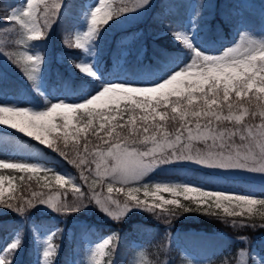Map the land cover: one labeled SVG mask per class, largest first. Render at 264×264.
Masks as SVG:
<instances>
[{
  "label": "trees",
  "instance_id": "trees-1",
  "mask_svg": "<svg viewBox=\"0 0 264 264\" xmlns=\"http://www.w3.org/2000/svg\"><path fill=\"white\" fill-rule=\"evenodd\" d=\"M20 0H0V30L6 36V41L15 37V41L5 44L6 48L16 49L19 45L16 37V26L19 23L9 19L11 10ZM60 0H56L57 2ZM195 1L193 19L196 26L197 40L203 46L218 48L227 41L234 40L235 28L243 26L248 32L257 36H264V3L261 0H214V7L210 9L205 6L207 0H156L149 16L137 26L119 27V20L123 14L114 18L106 24L111 25V42H107L102 36H95L97 51L96 64L101 79H110L119 75L133 77L138 72H143L146 66H150L154 71H165L172 64L188 54V48L179 38L174 37V33L184 28L191 16V7ZM62 2V1H61ZM86 0H64L70 3L71 11H56L53 23L43 31V38L39 40H29L28 45L33 46L42 52L44 60V70L42 72V82L45 89L52 94L66 93L71 96H83L93 86L100 83L101 79L82 73L78 67V61L82 56L80 48L75 47V28L82 22V13ZM46 1L43 3V5ZM115 11L122 7L130 9V4L126 0H116ZM42 6V5H40ZM102 29V28H101ZM100 29V30H101ZM99 30V31H100ZM138 33V34H137ZM18 36V34H17ZM114 45H120V50L114 53ZM127 47V53L122 54L121 49ZM63 53L65 61H58L55 56ZM122 58V60H121ZM17 61V60H16ZM17 63L20 65L19 61ZM17 64V65H18ZM72 69L70 71L69 69ZM251 104L245 98L240 107L249 108V112H259V105H264V95L257 99V94L250 93ZM0 96L22 98L28 96L35 102L42 104L44 99L40 90H35L26 76L7 74L0 77ZM235 103L234 94L230 97ZM124 109L123 124L130 115L131 105ZM167 113L171 114L168 108ZM80 122L88 121L85 110L77 113ZM223 114H227V108L223 109ZM233 114L238 115V108L233 109ZM258 122H262L259 115L251 116L245 114L240 125L235 122H222L220 129L253 127ZM150 123H163L170 137H175L180 128L179 118L175 121L168 119L160 122L159 118ZM201 123H205L201 120ZM116 121L106 124L105 128L113 129ZM194 127V122L192 124ZM215 126V122H214ZM133 127L139 128L140 121L135 125L114 128L113 135L119 133L120 137H129ZM94 126L92 131L80 133L76 140H67V146L62 138L56 139L55 146L50 148L27 135H21L14 131L0 130V137L3 147L10 151L25 153L38 159V161L48 168H67L79 175L80 178L91 179L92 174L84 165L79 164L81 158L93 159L99 149L105 145L104 139H109L104 130H99ZM152 130L150 129V132ZM96 132L97 134H93ZM186 133V132H185ZM138 139H142L144 133L134 134ZM238 136V134L236 135ZM104 137V139H100ZM123 142V141H121ZM212 142V141H210ZM112 141L109 139V144ZM129 143L131 141L129 140ZM199 143H202L199 141ZM146 149V144H135ZM87 146V151H85ZM62 150L66 155H61ZM75 161V162H71ZM165 164L164 162H162ZM179 165V166H177ZM170 167H160L157 172L167 169L176 178L188 177L203 181L208 184L232 187L240 191H254L264 195V182L239 175H219L202 169L197 166L171 164ZM168 172V171H167ZM0 174L14 176L18 180V186L12 196L0 199V248L3 246L6 235L17 229L19 246L15 249L5 250L2 259H7L10 264H35L36 245L34 238L35 223L48 226H58L54 232V245L56 249L49 264H74V251L78 245H82V233L84 224L82 222L73 223L71 218L84 216L87 208L83 207L88 202L87 195L83 191L88 190V185L79 192L76 189L45 186L40 177L34 172H26L19 169H0ZM59 190L65 193L66 203L73 209L83 202L79 211L71 214H64L58 217L56 211L52 213H41L40 199L48 192ZM35 193V195H34ZM83 193V195H81ZM119 197L126 201L128 198L119 194ZM31 201V204L28 202ZM11 204L12 207H8ZM23 207V212H17L16 208ZM130 208L127 213L113 218L106 219L101 226L103 233L114 232V237L109 244V252L99 264H130L133 254V241L137 240L145 246L148 264H182V247L209 258V264H238L243 251L256 248L264 255V215L252 216H229L221 213L204 212L191 200H186L184 205L170 206L167 212L162 208L148 210ZM187 209V211L185 210ZM65 213V212H63ZM93 213L89 216L91 219ZM107 223L108 225H105ZM109 223L113 226L110 227ZM72 229V234L66 230ZM176 236V239H175ZM79 247V246H78ZM82 250L84 248L81 247ZM251 258L249 256V262Z\"/></svg>",
  "mask_w": 264,
  "mask_h": 264
},
{
  "label": "snow or ice",
  "instance_id": "snow-or-ice-1",
  "mask_svg": "<svg viewBox=\"0 0 264 264\" xmlns=\"http://www.w3.org/2000/svg\"><path fill=\"white\" fill-rule=\"evenodd\" d=\"M26 5V8L18 13L13 11L9 19L19 22L22 27L27 28L30 25L29 30L32 35L27 37L29 40L42 39L43 31L37 26L38 9L34 6V0H26ZM58 10L59 8L57 7L56 11ZM127 11H130V9L125 6L114 12L105 0H99V6L91 11L90 19L88 20L89 26L87 31L83 33V39L77 36L75 47L84 49L88 42L95 38L102 25L108 24L114 18V15L118 16ZM48 13L49 9L45 7V24H48ZM174 35L181 38L183 43L191 48V42L187 36H181L179 33H174ZM244 40L245 35L242 34L241 41L243 42ZM27 60L33 62L31 69L26 70L27 78L34 80L40 70L42 59L39 56L28 55ZM198 61L201 62L198 63ZM78 67L92 75L90 68L87 66L78 65ZM191 69L196 70L192 71ZM250 93L257 94L258 100L261 98L259 94H264V42L253 40H249L242 48L237 46L236 48L226 49L220 56L202 55L199 51H195L191 63L155 86H107L86 102L78 105L58 102L43 111L0 105V125H8L13 129H18L21 133L34 137L35 140L50 148L55 146L56 141L49 137L56 134V139H59V133L63 129L64 143L67 146L68 129L72 125L74 115L79 113L80 110H85V114L89 118L87 125L83 128H77L76 133L73 135L79 132H86L92 125L93 119L99 117L102 121L99 124V128L105 131L112 143L109 144V139L100 137V139H104L105 144H109L107 151H97L91 162L81 158L79 164H95L97 173L103 167L104 171L109 173L113 179L119 178L123 182L141 180L154 165L165 160L168 162L188 160L212 168L241 169L264 173V105H259L261 110L258 113L249 112L247 107H240L243 105L245 98L251 104ZM233 94L236 98L235 103L230 99ZM121 102H126L125 107L131 105L130 112L142 110L143 113L139 116L140 127H133L129 137H120L119 133L113 135L114 128L135 125L137 122L135 116L129 115L123 124L120 123V120H124V109L121 108ZM225 106L227 108L226 115L223 114ZM161 107L165 111H158V108ZM169 107L171 109L170 115L167 113ZM234 108H238L240 114L234 115ZM245 114L251 116L259 115L261 118L262 122L256 126L257 131L255 133L252 128L242 127L230 130L225 127L222 130L220 129L219 125L224 121H234L235 124L240 125L244 120ZM117 116L120 117V120H117ZM157 116L160 122H164L166 117L175 121L178 116L180 128L177 130L174 139L170 137L163 123H150V117L151 120L155 121ZM58 118L62 120V123H57ZM201 120H204L205 123L202 124ZM113 121H116L113 129L105 128L106 124H112ZM193 122L194 127L192 126ZM150 129L152 130L151 132ZM141 131L145 135H143L142 139H138L134 134ZM185 132L189 141L203 140L206 144L208 141H212L210 150L206 154L197 153L195 155L190 150H179L177 145L181 148L184 147L182 136ZM238 133L241 142L249 141L250 144L248 148L243 150V154H241L239 148H236L235 154H233L235 145L233 137ZM93 134L97 133L94 132ZM129 140L131 143H129ZM138 142L144 144L150 142L153 147L138 150L132 146ZM256 146L259 147V152L254 151ZM225 148L229 150L228 154H225ZM168 149H171V151H168ZM211 149H216V151ZM56 150L60 151L62 156L66 155L58 147ZM85 151H87V146H85ZM0 169H20L26 172L41 170L37 165L7 162H0ZM44 170L48 171L47 169ZM54 179L56 184L60 186L70 183V180L61 174H55ZM5 180V177L0 176V198L3 197ZM74 187H76L77 192L80 191L78 186ZM155 188L156 192L152 195L157 200L163 201V204H177L178 201L175 199L164 200L163 197L156 195L157 193L161 191L176 193L179 188H182L185 198L202 201L213 199L217 208L222 206V202L232 204L234 201L236 208L247 206V211L251 212L253 205L257 203L264 205V199L257 200L245 195L203 190L195 186L156 184ZM107 190L109 193L113 192L111 183H109ZM137 191L139 189H129L131 200L136 202L135 207L141 208L142 205L147 207L146 202L140 201L136 195L132 194ZM189 193H198V196L191 197L188 196ZM147 195L148 193L145 192V196ZM110 202L112 204L117 203L115 200ZM28 203L31 204V201ZM40 203L59 211L70 207L61 203L55 197H49L47 200L41 197ZM95 203L100 206L103 212L111 215L109 207L105 206L108 201H101L97 198ZM82 206L83 202L81 201V204L72 210L79 211ZM8 207H12V205L9 204ZM161 207V204H154L148 207V210L152 211ZM125 208H127V205H125ZM24 210L23 207L16 208L17 212H23ZM162 210L167 212V209ZM185 210L187 211V209ZM223 210L229 216L242 214L235 210L230 211L228 207H224ZM108 243V240L104 241L105 245ZM18 246L19 241L14 242L10 245V249H15ZM55 249L56 246L48 242V247L43 253L44 259L47 260L53 256ZM0 264H10V261L0 259Z\"/></svg>",
  "mask_w": 264,
  "mask_h": 264
},
{
  "label": "rangeland",
  "instance_id": "rangeland-1",
  "mask_svg": "<svg viewBox=\"0 0 264 264\" xmlns=\"http://www.w3.org/2000/svg\"><path fill=\"white\" fill-rule=\"evenodd\" d=\"M46 1V3L43 5V3ZM62 1V2H61ZM115 1L116 0H105V2L110 6V9L115 12ZM127 3H129L130 11H127L126 16L125 14L122 15L120 18L118 24L119 27H129V26H137L143 20H145L153 6L156 0H126ZM262 3H264V0ZM42 5V6H40ZM60 10L63 11H71L72 6L70 3L65 4L64 0H60L56 4V0H34V6L38 9V16H37V26H39L42 31L46 27H50L51 23H53V17L55 14V8L58 6ZM26 0H20L19 3L11 10L10 15L13 11L19 12L26 8ZM99 6V0H86L85 2V8L83 9L82 13V22L79 26L75 28V41L77 36H79L81 39H83V33L87 31L88 29V20L90 19L91 11ZM195 6V1H193L192 7H191V15L192 18H190L185 25V27L182 30L176 31L175 33H179L181 36L185 35L189 38L191 42V48H189V53L184 58H181L174 62V64L167 70L161 72V71H154L153 68H150V66H147L146 70L143 72H138L137 75L134 77H127L125 75H120L111 79H102L99 84L93 86L90 90H88L83 96H71L66 93H59V94H52L48 89H45L44 83L42 82V72L44 70V56L42 55V52L38 50L37 48L28 45V36L32 35L30 32L29 27H22L20 24L19 26H16V39L19 43L18 47L16 49H9L5 47V44L10 43L12 40L15 41V37L13 39H9L6 41V36L3 35V33L0 30V77L6 76L7 74H16L18 76H26L27 78V71L30 70L32 67L33 62L27 60L28 55L33 56H39L42 59V63L40 65V70L36 74V78L32 81V86L35 90H40L43 94V101L42 104H39L34 101L33 98H30L28 96H24L22 98H16L14 96L9 97H2L0 96V105L2 106H11L15 108H21V109H29L32 111H43L50 108L52 105L58 103V102H64L70 105H78L80 103L86 102L89 98L95 96L100 91L103 90L104 87L107 86H113V85H124V86H140V87H146V86H155L159 83L165 81L166 79L170 78L171 75L176 73L177 71H180L181 69L185 68L186 65L191 63L192 57L195 54V51H199L202 55H208V56H220L224 53L226 49L229 48H236L237 46H240L241 48L245 46L249 40H253L256 42H264V36H257L254 33L248 32L244 29V27L241 25L235 29V38L234 40L224 42L222 44L221 48L219 49H213L211 47H203L201 44L196 40V28L195 23L193 21V10ZM209 6L210 9L214 7V0H207L206 5ZM47 7L49 9L48 13V24H45V16H44V8ZM212 7V8H211ZM129 9V8H128ZM135 9V10H131ZM17 22V21H16ZM110 22V21H109ZM19 23V22H18ZM101 30L98 32L97 35L102 36L107 42H111L112 33L111 29L113 28L111 25H102ZM138 34V33H137ZM242 34L245 35V40L241 41ZM175 38H178L177 35H174ZM181 41L182 39L179 38ZM183 43V41H182ZM184 44V43H183ZM185 45V44H184ZM187 46V45H186ZM120 45H114L113 51L118 52L120 50ZM127 47H123L121 49V52L125 54L127 52ZM82 57L77 62L78 65L87 66L90 68L92 77H100L97 64H96V57H97V51H96V44H95V38L88 42L86 47L84 49H81ZM55 58L58 61H65L63 53L56 54ZM19 61L20 65L17 63ZM201 61H198L200 63ZM18 64V65H17ZM70 71L73 72V70L70 68ZM192 71H195L196 69H191ZM83 74L89 75L88 73L82 71ZM264 95V94H263ZM174 99V98H173ZM126 102H121V108L122 105ZM170 108V107H169ZM168 110V109H167ZM158 111H165L163 107L158 108ZM125 112V111H124ZM115 114V113H114ZM142 110H136L135 112H130V115H133L137 118V121L139 120V116L142 115ZM77 115H74L72 125H70L68 132V140H76L79 138L80 133H86L89 131H92V128L94 126L98 127V131L102 130L99 128V124L102 123L99 117L93 119L92 125L88 128L86 132H79L78 134L73 135L76 133L77 128H83L87 125V121L80 122L77 119ZM151 118V117H150ZM156 118H159L158 116ZM120 119L119 116H117V120ZM113 121L112 123H114ZM57 123H62V120L59 118L57 119ZM261 122H258L256 125H252L253 132L255 133L257 131L256 126H258ZM0 129L7 130V131H14L21 135H26L25 133H21L18 129H13L8 125H0ZM60 138H63V129H61L59 133ZM34 138V137H31ZM52 140L56 141V134L49 137ZM174 139L173 137H171ZM35 139V138H34ZM233 140L235 142L233 154H235L236 148H239L241 151V154H243V150L245 148H248L250 146L249 141L241 142L239 140V133L238 136L233 137ZM202 143H199L197 140H191L189 141L187 134L184 133L182 136V144L184 145L183 148H181L179 145H177V148L181 151H191L193 155L200 153V154H206L210 150V146L212 145V142L208 141L207 144L200 140ZM123 143V142H121ZM219 143V141H217ZM136 147L138 150H145L143 148H140L137 145H132ZM108 145H105L103 149H99L98 151L106 152ZM149 147H153V145L149 142L146 144V149ZM213 151H216V149H211ZM168 151H171V149H168ZM228 149L225 148L224 152L225 154H228ZM254 151L259 152V147L256 146L254 148ZM99 159V158H97ZM88 162H91L93 159L86 158L85 159ZM0 162H7V163H26V164H32L37 165L40 167L41 170L36 171V173L40 179L43 182V185L45 186H56V187H65V188H72L76 189L74 186H78L79 189L84 188V184L88 185V190L83 191L84 194L87 195L88 202L85 203L83 207L87 208V212H85L84 216H79V218L73 217L71 218L73 220V223L82 222L84 224L83 227V233H82V245H78L74 251L73 256V263L74 264H99L103 261V259L106 257V255L109 252V244L111 243V239L114 237V232L111 233H103L101 226L104 225L103 221L106 219L113 220V218H116L120 216L121 214L127 213V210L130 208H136L135 204L136 202L131 200L129 196V189H139L137 192H133V195H136L138 199L142 202H146L147 206H152L154 204H161L162 209H168L170 206H181L185 204L186 200H191L193 203L197 204L200 209L204 212H211V213H221L226 214L224 212V207H228L230 211H238L242 214L240 216H252V215H264V205H261L257 203L256 205L252 206V211H247V206H242L241 208L235 207V202L233 201L232 204H229L228 202H222V206L220 208L216 207V202L213 199H209L206 201H202L199 199H187L185 198V194L182 191V188H179L176 193H168L161 191L157 193L156 195L163 197L164 200H172L175 199L178 201L177 204H163V201L157 200L155 196L152 194L156 192V184L161 185H167V186H177V185H187V186H195L198 188H201L203 190H210L214 192H223L226 194H239V195H245L249 196L251 198H255L257 200L264 199L263 194H257L254 191H240L239 189L232 188V187H225V186H219V185H213L208 184L203 181L195 180V179H189L188 177L183 178H176L171 175V172L169 169L161 171L160 173L157 172L160 167H170L168 165L171 164H181V165H190V166H197L202 169H209V171H212L214 173H218L219 175H239V176H245L248 178H251L253 180L264 182V173L260 172H252L248 170H241V169H220V168H212L207 167L205 165H201L199 163L188 161V160H176V161H163L165 164L158 163L153 166L152 169L149 170V172L141 178V180H135V181H128L123 182L119 178L113 179L112 176L109 173H106L103 169L97 173L95 170V164L86 163L84 166L88 171L92 174L91 179L88 181L86 178H80L77 173L74 171L67 169V168H57L55 166H52L54 168H48L44 164L40 163L37 158L27 155L25 153H19L16 151H10L3 147L2 140L0 137ZM179 166V165H177ZM44 169H47L48 171H45ZM55 174H61L66 176L67 179L70 180V183L60 186L56 184V181L54 179ZM0 176H3L6 178L5 180V186H4V193L3 197L0 199H6L9 196H12L14 192L16 191V188L18 186V180L14 176L6 175V174H0ZM10 178V180H9ZM109 183L112 184L113 192H108V185ZM145 192L148 193L147 196H145ZM119 194L125 195L128 200L124 201L119 197ZM43 199L47 200L49 197H55L60 200L61 203L67 204L66 200L64 199L65 193L63 195V192H60L59 190H54L51 192L46 193L43 195ZM188 196L195 197L198 196V193H189ZM99 198L101 201H108L105 206L109 207L111 211V215L108 213H105L101 210L100 206L95 203V200ZM115 200L117 201L116 204H112L110 201ZM91 201V202H89ZM40 211L41 213H52L56 211V216L58 217L60 215L64 214H71V209H65L62 211L59 210H53L46 204L41 203ZM125 205H127V208H125ZM145 206L142 205L141 208L143 209ZM65 212V213H63ZM93 213V217L90 219L89 216ZM74 216L75 214H71ZM105 225H108L105 223ZM109 226L112 227L113 224L109 223ZM34 228V238H35V245H36V260L35 264H49L51 262V258H48L47 260L44 259L43 253L48 247V242L54 244V232L58 229V226H48V225H42L39 223H35L33 225ZM68 234H72V229L68 227L66 230ZM50 238V239H49ZM176 239V236H175ZM17 231L14 230L13 232L9 233L3 243V247L0 249V259H2L1 254L4 250L10 249V245H12L14 242H17ZM108 240V244H104V241ZM103 245V247H101ZM134 250L132 257L130 259V264H148V258L145 252L144 246L139 243L137 240L133 241ZM84 248V250L81 249ZM183 260L182 264H209V258L206 256H200L196 253L190 251L187 249L186 246H183ZM249 256L251 258L252 264H264V255L259 252L258 249L252 248L248 251H243L238 264H247L249 262Z\"/></svg>",
  "mask_w": 264,
  "mask_h": 264
}]
</instances>
